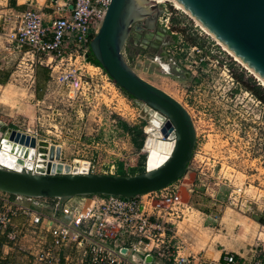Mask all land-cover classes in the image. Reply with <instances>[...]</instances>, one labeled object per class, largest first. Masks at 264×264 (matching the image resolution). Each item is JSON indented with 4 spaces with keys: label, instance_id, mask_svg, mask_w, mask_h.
Wrapping results in <instances>:
<instances>
[{
    "label": "rangeland",
    "instance_id": "rangeland-1",
    "mask_svg": "<svg viewBox=\"0 0 264 264\" xmlns=\"http://www.w3.org/2000/svg\"><path fill=\"white\" fill-rule=\"evenodd\" d=\"M156 8L161 44L141 49L128 37L122 54L138 77L186 110L194 128L191 158L174 182L189 209L175 222L173 242L184 255L213 258L225 243L226 252L264 244V87L184 12L169 2ZM11 11L8 0H0V85L11 84L0 87V139L14 131L35 145L60 146V162H89L90 174L115 175L108 168L118 163L124 172L144 166L145 140L156 135L149 111L131 108V99L107 84L103 71L87 67L72 84L51 82L43 65L11 48ZM160 50L168 56L154 61ZM119 122L135 130L132 136ZM11 252L9 261L27 264L25 254Z\"/></svg>",
    "mask_w": 264,
    "mask_h": 264
},
{
    "label": "built area",
    "instance_id": "built-area-1",
    "mask_svg": "<svg viewBox=\"0 0 264 264\" xmlns=\"http://www.w3.org/2000/svg\"><path fill=\"white\" fill-rule=\"evenodd\" d=\"M66 1V15L48 21L40 10L11 11L16 25L7 34L13 50H22L31 62L48 70L51 82L52 78L59 79L55 82L64 86L79 79L87 67L103 71L90 63L88 50L109 4V0ZM66 6L63 3L57 7ZM103 75L107 84L115 87ZM111 93L117 98L114 90ZM131 103V108L144 109L143 103L134 99ZM67 165L70 174L72 165ZM143 169L146 172L145 164ZM115 170L116 165H110L108 174ZM29 172L37 174L32 167ZM87 173H92L89 162ZM42 174L50 172L44 169ZM188 209L178 199L174 183L127 198H33L0 191V235L34 264H264V244H255L249 258L226 251L216 258L201 252L184 255L182 247L173 241L177 234L175 222L184 218ZM65 248L74 258L63 252Z\"/></svg>",
    "mask_w": 264,
    "mask_h": 264
},
{
    "label": "water",
    "instance_id": "water-1",
    "mask_svg": "<svg viewBox=\"0 0 264 264\" xmlns=\"http://www.w3.org/2000/svg\"><path fill=\"white\" fill-rule=\"evenodd\" d=\"M170 1L184 8L264 81V0ZM156 7L151 8L154 10ZM142 12L135 0H109L102 21L89 42V51L121 90L164 116L165 122L159 133L162 138L173 137L169 156L157 168L129 176L88 174V162L77 159L71 162L70 174L69 166L66 173L55 174H42L43 170L34 166L37 174H31L20 168L9 169L0 165V191L33 198L66 199L87 195L127 198L158 191L184 174L195 140L188 113L169 95L138 77L123 58L122 49L131 25L146 15ZM133 31H137V28L133 27ZM31 145L34 147V140ZM36 145L38 153L35 165L43 164L46 143L39 140ZM47 157L50 160L51 153Z\"/></svg>",
    "mask_w": 264,
    "mask_h": 264
},
{
    "label": "bare ground",
    "instance_id": "bare-ground-1",
    "mask_svg": "<svg viewBox=\"0 0 264 264\" xmlns=\"http://www.w3.org/2000/svg\"><path fill=\"white\" fill-rule=\"evenodd\" d=\"M136 4L142 8L143 15H149L153 8L152 6L160 5L162 2H169L172 6L184 12L200 29L204 31L205 34L209 35L216 43L219 45L222 50H224L229 56H231L237 63L244 67V69L248 70V72L254 76L257 80L260 81L261 85L264 87V81L258 77L252 70H250L245 64H243L236 56H234L228 49H226L218 40H216L207 30H205L193 17H191L184 8L180 5L175 6L170 0H158V1H150V0H135ZM155 10V9H154ZM146 15L137 19L139 22H143L144 24L147 22L145 20ZM165 66V65H164ZM162 67V65H161ZM166 67V66H165ZM143 110L149 111V115L151 117L150 125L155 128L156 135L154 137H147L144 143V149L148 153L146 157V171L153 170L157 168L160 164L164 162V160L169 156L170 151L173 147V137L169 135L168 138H162L159 129L165 122V118L158 111L148 107L147 105H143ZM11 132V131H10ZM33 140L29 138H23L18 135L16 132H11L10 134L4 135L3 138L0 139V165L2 167H7L11 169H22V171L29 172V170L34 169V166L41 168L42 170H49L50 174L66 173L67 164L60 162V146H52L46 143L45 153L43 156L48 158L50 153L51 159H42L43 164L38 163L35 165L36 157H37V148L34 141V147L31 145ZM44 142V141H43ZM30 150L32 152H30ZM24 158V159H23ZM19 160L21 163H19ZM39 161L41 159H38ZM80 161V160H79ZM24 169V170H23Z\"/></svg>",
    "mask_w": 264,
    "mask_h": 264
},
{
    "label": "crops",
    "instance_id": "crops-1",
    "mask_svg": "<svg viewBox=\"0 0 264 264\" xmlns=\"http://www.w3.org/2000/svg\"><path fill=\"white\" fill-rule=\"evenodd\" d=\"M64 1L65 0H12V2L14 3V8H11V10L12 11H17V12H21V11H24L26 9L40 10L45 15V21H48L52 17H61V16H65L66 15V13H67V11L69 9V1H66V2H64ZM63 3L67 4L66 9L57 7V6H62ZM17 52H19V51H17ZM10 86H11V84L7 83V82H5L2 85H0V87H2L3 89L9 88ZM0 240H2V242H3L2 244L0 243V259H1L0 260V264H5L6 261H9L8 258L12 254L11 251L15 250L16 248H11L8 244H6L5 241H4V238L1 235H0ZM225 244L223 245V247L218 252L217 257L223 251H225V249H226ZM229 247L231 248V246H229ZM250 247H251L250 245H248V249L240 248V246L234 247L233 248L234 250H231V252L234 253V254H238L240 256L249 258V256H250L249 254H250V250H251ZM4 249H6L8 252H3ZM63 252L69 254L71 258H74L73 254H72V251H69L68 249L65 248L63 250ZM4 255H6V256H4ZM10 262H12V261H10ZM27 264H34V263H32L28 259Z\"/></svg>",
    "mask_w": 264,
    "mask_h": 264
},
{
    "label": "flooded vegetation",
    "instance_id": "flooded-vegetation-1",
    "mask_svg": "<svg viewBox=\"0 0 264 264\" xmlns=\"http://www.w3.org/2000/svg\"><path fill=\"white\" fill-rule=\"evenodd\" d=\"M158 13L159 11L156 8L145 18V20H147L145 24L142 21H138L131 25L128 37H130L133 46H138L141 49L149 50H156L158 48V46L161 44V37H163V29L158 27ZM165 23L167 24L168 20H166ZM163 26L166 31L165 33H167V31L169 30V26H166L165 24ZM133 27H136L137 31H133ZM169 33L172 34L173 32L170 31ZM165 55L168 56L162 50H160L157 55H154L153 57L159 56L162 59L165 57Z\"/></svg>",
    "mask_w": 264,
    "mask_h": 264
},
{
    "label": "trees",
    "instance_id": "trees-1",
    "mask_svg": "<svg viewBox=\"0 0 264 264\" xmlns=\"http://www.w3.org/2000/svg\"><path fill=\"white\" fill-rule=\"evenodd\" d=\"M8 5L10 8H14V3L12 2V0H8ZM88 59L90 61V63L94 66H99V64L95 61V59L93 58V56L91 55L90 51L88 50ZM101 68V67H100ZM104 72V71H103ZM105 73V72H104ZM123 91V90H122ZM125 93V92H124ZM126 96H128L130 99H133L131 96H129L128 94L125 93ZM119 127L123 130V131H126V133H128L130 136H132V133L135 132L134 129L128 127V125L124 122H119ZM139 147V146H138ZM129 172V173H128ZM128 172H124L122 170V164L121 163H118L116 165V173L115 175L117 176H129V175H134V174H137V173H143L144 170H143V165H138L135 166V168H129L128 169Z\"/></svg>",
    "mask_w": 264,
    "mask_h": 264
}]
</instances>
